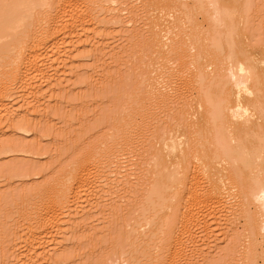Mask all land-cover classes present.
Here are the masks:
<instances>
[{
  "label": "bare ground",
  "instance_id": "bare-ground-1",
  "mask_svg": "<svg viewBox=\"0 0 264 264\" xmlns=\"http://www.w3.org/2000/svg\"><path fill=\"white\" fill-rule=\"evenodd\" d=\"M62 1L0 0V129H2L1 126L3 127V124L10 122L9 119L14 110L13 103H15L13 100L17 97L18 92L24 90V93H28V95H24L29 96L32 94V92L29 94L31 91L30 88L32 84L35 83L36 79H44L46 76L45 73H47L46 71L51 68L49 66H51L50 64L53 62V60L50 62V55L53 53L54 49L57 51L58 48L54 47H57L58 42H61V45L69 52V55L73 52L72 50L76 52L81 50L83 53V50L90 51L88 48L91 49L93 46V40H88V43L84 42L85 44L81 42L82 40L79 38L80 34H78L80 31L79 28L84 29L85 20L87 18L92 19V15L94 16L93 21L95 22L96 20L99 22L100 17L97 15L103 10L99 11V9L96 8L99 13L96 15L98 18H95L94 10L96 11V9H94L95 6L92 7V5H95L94 2H90L92 0H88L89 3L92 4H89L91 7L85 6L84 9L83 6L84 10L80 3L81 0ZM173 1L175 3L184 1L180 6L174 3V6L172 5V0H170L172 6H178L179 9L181 8V11L179 10L180 12L177 11L178 9L174 10V12L177 11L175 12V15H177V17L175 16L176 18L174 17V13H172L173 18L177 19L171 22L169 27L172 28L173 32L165 37H160L161 34L159 31L154 32V37H152L153 43H151L148 50L156 55L165 53V59L167 61H176L177 64L180 62V65L178 64L180 72L182 70L184 71V69L189 72L190 76L186 77L187 80H189L193 86H197L196 88L193 87L194 89L192 88V91L198 90L200 93L203 92V94L199 97L190 98L191 101L187 99L188 101L186 102L185 99L187 97L189 98L188 95L192 94V92L188 90L187 93L189 94L185 97L184 95L187 93L183 88L186 94L180 91L175 98H173L174 96L169 98L166 96V93L169 94L173 92L170 89L172 88L173 81H175H171L172 76L166 73V75L160 77V79H154L155 77L151 78V76L150 79H147L150 81V84L154 82L152 81L153 79L156 82V86H154V82V85L152 86V83L150 85L151 88H149L151 100L154 103L157 102L156 100H160L162 104L161 107L163 108L165 106V108H163L164 112L166 108L168 111L169 106H175V103L177 105L178 103L182 104V106L180 104L178 105L180 108L178 107L179 110H177L181 116L176 121L177 131L170 134L168 140L159 142V140L156 139L150 146V149H153L152 152L154 150L158 152L156 153L154 151L155 154L152 155L148 161L149 169H146L143 176L144 180L146 178V180L151 181L149 182L151 185L149 184L150 187L147 192V197H142L145 199V205H140L143 208L140 209L141 212L137 214L140 215V217L137 216V219L140 218L139 220H142V223L140 221L136 222L138 223V227L136 224L137 228L132 225L134 228H131V231L129 230V233H131L130 235L128 234V236L131 237L133 233H137L135 234V236H137L133 237V234V238L131 237V239H129L128 237L129 240L127 243L121 247L114 246V248H112L114 251L111 250V257L113 254L115 255L116 264H177V262L182 264L180 260H183L182 257L189 254L185 253L189 250L188 248L191 247H188L187 243V247H185V236H189L192 239V231L196 230L193 226H196L195 224H197L198 221L202 223L203 219H200L201 214V217L205 218L206 211H211V213L220 212L218 211L220 208L216 209V205H221L224 194L228 192L227 190H230V192L239 196V204L234 203L233 205L231 204V206H239H235V209L232 207L229 208H232L233 211H231L234 214L238 213V211L239 213L242 212L240 216L237 214L238 217L234 214L233 216L237 217L235 218L236 220H244V223L234 220L243 224L244 228L242 227L239 231L238 224L234 225L233 221V228L232 224L229 226V221L227 222L228 228L225 227L224 229L226 230L232 227L230 230L233 233L230 232L232 234L229 235H232V239L235 241L231 245L232 247H226V251L229 252V254H227L226 251H224V253L227 254L226 257H234L236 263L232 261L233 259L231 257V262H234V264H258L259 258L260 260L262 259L261 264H264V251L261 249L262 246L259 248L262 251L258 249L261 242L264 244V35L261 43L260 41L256 43L257 39H260V37L258 35L256 36V34H258L256 33L257 31L255 33L252 32V26L256 24L255 19H253L255 23H251L253 13L257 12L256 8L259 7V10L261 9L259 13L257 12L259 16L262 13L264 14V0ZM84 2L83 0V3ZM96 2L98 1L96 0ZM99 2L104 5L114 6L119 1L99 0ZM163 3L165 4L164 0L156 1L157 5L154 9L155 12L158 10V12H160L161 7L165 6ZM117 8H119V6ZM110 10L112 12L114 9ZM110 10L108 11L109 13H111ZM115 12L116 10L113 14H116ZM66 16L68 19H66ZM200 16H210L211 18L208 20L207 24H201L199 22ZM161 17H164V15ZM255 17L257 20L256 13ZM111 19L114 20V18ZM258 19H263V17H258ZM101 20H105V18ZM259 21L264 22V19ZM260 22L257 23L260 24ZM102 23L104 24L105 22ZM241 24H243V27ZM205 30L206 33L209 34L208 37L203 33ZM82 31L84 30L81 29L80 32ZM243 31H247L248 34H251V37L255 34L256 37L250 38L252 41H249V38L243 39ZM77 34L78 36L75 38L74 36ZM262 34L260 35L259 33L260 36H262ZM60 35H62L61 38ZM240 35L242 36V40H240ZM72 38L79 39L73 42V49L72 47L69 49L68 47L73 41ZM254 39L255 41H253ZM171 40L172 43L169 45L168 41ZM146 50L147 49L143 48L138 52L143 55ZM51 51L52 53L50 54ZM96 52L97 50L95 54ZM127 55L128 54H126V56ZM84 56H86V54ZM47 58L50 59V61ZM71 59L72 55L65 59L66 65ZM48 61L50 62L49 66ZM167 61L164 67L166 69L170 66ZM167 64L169 66H167ZM189 66H193L194 71H189ZM30 69H33L34 73H37V75L40 74L41 76L38 78L35 76L36 78L33 80L34 78L32 77L34 76L30 77L33 71L29 74ZM152 72L154 71L151 70L148 74ZM179 74H181V77H184L182 76L184 72ZM59 75L56 74L55 76ZM56 79L58 80V78ZM189 81L186 82V87H189ZM60 84L59 87L61 88L63 85ZM33 86L35 88V85ZM191 96H193V94ZM29 101L28 105H31ZM194 105L196 110H194ZM167 117H169L168 114ZM19 125L17 127L19 132L28 133L29 129L27 130L26 126L22 124ZM142 130L150 132V129L145 124L142 126ZM128 133L126 134V138L133 136L131 135V131ZM146 138H148V135L147 137H143L141 141L139 140L141 144ZM136 140L138 142V139ZM110 141L107 143L103 142V146L98 144L100 147H104L102 152H99L98 149L96 150L99 152L101 158H98V154L94 155L95 160L93 162L92 156L80 158L76 160L70 168L52 181L46 189V196L40 201L39 210L33 216L34 220L32 224L26 230L27 233L25 237L20 240L24 245L22 250L25 248L23 254L20 258L13 257V259L11 256V260L8 258L9 261L7 264H28L31 261L30 257L36 258L37 256H41L42 258L43 255L46 257L45 247L42 246H46L48 243L55 244L57 243V239H50L51 242L47 239L48 243L43 244L44 239H46L44 235H47L48 229L52 228L49 232L51 234L55 224L57 227H59V223L61 222L65 224L61 219L63 216L66 217L67 215L64 211L73 207L72 204L74 199L76 200L74 203L79 206L77 207L75 205L76 207L74 206V208H71L68 211V215L70 216L67 218H70L73 224L75 223L74 225L79 222L80 217L87 211V207L86 210L84 207H82L81 210L78 208H81L84 203H86V205L91 203L89 202L90 200L86 199L89 202L87 203L85 198L82 199V197H86L90 193L92 185L93 187L94 185L97 187L100 182V180H98V183L96 182L97 184H95V181L93 184L90 182L92 180H90V170L91 168L93 170L94 167H97L95 165H97V162L101 161L102 158L109 160L110 157L106 154L110 149V143H112ZM1 142L5 143L4 139ZM1 145L0 155L19 152L17 144H12L8 141L5 145H3V143ZM100 147L97 146L96 148L100 150ZM142 149L148 150L149 147ZM20 151L23 152V150ZM24 152L29 153L25 150ZM27 165L26 163L21 168H15L18 169V171H16L17 173L14 174L15 178L18 180L15 179L18 182L16 183L22 188L27 185L30 179L29 173L27 174L25 172ZM19 168L21 170H19ZM122 181L118 182L120 183ZM107 182V186L112 187L108 180ZM115 183L117 184V182ZM129 186V183L126 182L121 189L124 190V188L126 189ZM125 191L126 190H124V192ZM180 192L181 194H179ZM144 195H146V193H144ZM227 196H229V194ZM81 200L85 201L82 205H80L82 202ZM91 204H89V206H91ZM222 205L226 206V204L223 203ZM119 206L122 208L123 204L120 203ZM250 206L253 207L251 211L249 209ZM236 207L242 210L237 211ZM226 208L228 207L226 206ZM229 208L227 211L230 212ZM72 209L75 211L74 214ZM203 211H205V213H203ZM65 212H67V210ZM115 212L119 214L120 211L117 209ZM232 212H230V214ZM209 213L206 214L210 216ZM213 217L212 219L215 218ZM70 219H68L69 222H71ZM204 220H206V224L209 219L205 218ZM211 220H209L210 223L218 220L220 226L221 220L217 218ZM218 223L216 224L215 222V224H213L217 226ZM72 225V228L75 227ZM203 226L204 225L196 227L200 229L199 227ZM205 227H203L202 230H205ZM213 227L215 228V226ZM220 227L222 232L224 229H222V225ZM192 228L195 229L192 230ZM211 229L212 228L206 230L210 231ZM35 231L39 233L35 235ZM209 231H206V235L212 234L211 232L213 231L208 233ZM229 235L225 236L227 237ZM211 236L213 237V235H210L209 238ZM17 243V240H12L9 245ZM1 246L0 241V250ZM158 247L160 249L156 251ZM11 252L12 249L8 251V254ZM58 252H54L57 254V257H64V254L61 255L60 253L58 254ZM55 254L52 252V255L55 256ZM1 257L2 253L0 252V258ZM111 257H109L110 261L114 262V256L112 257L113 259H111ZM41 258L39 260H42ZM185 258L187 260V256H185ZM43 260L45 261V258H43ZM227 260H229V262ZM227 260L226 262L230 263V259L227 258ZM34 261H36V259Z\"/></svg>",
  "mask_w": 264,
  "mask_h": 264
},
{
  "label": "rangeland",
  "instance_id": "rangeland-1",
  "mask_svg": "<svg viewBox=\"0 0 264 264\" xmlns=\"http://www.w3.org/2000/svg\"><path fill=\"white\" fill-rule=\"evenodd\" d=\"M81 1L82 9L83 6L85 9V6L89 7L92 5L89 3L90 0H84L88 2H86V4L85 2L83 3V0ZM97 1L98 2L92 0L90 2H94L95 5H92V7L95 6L94 9L97 8L99 11L103 10L97 15L99 11L96 9V12L93 9L95 12L94 15L100 17L101 23L96 20L94 22V16L92 15V19L87 18L88 20H85L84 29L81 28L84 31L80 32L81 29L79 28L80 31L78 33L83 43H88V40H93L92 48H88L90 51L83 50L82 53L81 50H79V52L72 50L73 52L69 55V52L61 45V42H58L57 47H54L58 48L57 51L53 48V53L52 51L50 52V54L52 53L50 55L51 61L47 58L50 62L53 60L51 64L48 61V66L49 64L51 65L49 66L51 67V70L49 69L50 72L49 70L46 71V76L44 77L42 75L44 77L43 79L38 78L41 75H37V73H34L33 69H30L29 74H31V71H33V74H36H31L30 77L34 76L32 77L34 78L33 80H35L36 77L38 78L35 83L33 82L34 84H32L30 88L31 91L29 94L31 92L32 94H30L29 97L25 96L26 94L28 95V93H24V90L18 92L17 97H14L15 99L13 100L15 103H13L14 110L9 119L10 122L3 124V127L1 126L0 145L2 143L5 145V143L9 141V143L18 145L19 152L0 155V241L2 245L0 250L2 253L0 264H7L9 259L11 260V256L12 258H20L23 254L25 248L22 250L24 245L20 240L25 237L27 233L26 230L32 224L34 220L33 216L39 210L40 201L46 196V189L52 181L70 168V166L80 158L92 156L93 162L95 160L94 155H99V152H102V149H104L102 144L110 140V142H112H109L110 145L108 144L110 149L107 154L103 153L110 157L109 160L102 158V160L98 161L97 165H95L97 167H94L93 170L91 168L90 170V180L92 179L90 182L93 184L95 181V184H97L99 182L98 180H100L99 186L96 187L94 185L93 187L92 185L90 193L86 197H82V199L85 198V200H90L89 202L92 204L87 200L86 202L91 204V206H89V204L86 205V203H84L85 201H80V205L84 204L78 209L81 210L82 207H84L86 210L87 207V211L80 217L79 222L74 225L75 223L73 224L72 220L67 218L70 216L68 215V211L76 205L74 203L76 200L73 198V207L69 210L66 209L67 212H65V210L64 213H67V215L66 217L63 216L64 219H61L65 224H62V222L59 223V227L61 228L57 227L55 224V227L58 229L54 227L51 234L49 232L52 228L48 229L47 235L49 236L44 235L46 239H44L43 244L48 243L47 239L50 242L53 238L57 239V243L55 244L48 243L46 246H42L45 247V255L47 258L44 255L42 258L36 255V258L30 257V262L32 263L33 261L34 264H116L115 255L113 254L114 257L112 256L114 259L111 257L112 248H114V246L121 247L125 245L133 234V237H136L137 235L135 236V234L137 233H133L131 237H129L128 234L130 235L131 233H129V230L131 231V228L138 227V223L136 222L140 221L142 223V220H139L140 215L137 214L141 212L140 209L145 205V199L143 198L147 197V192L150 187L149 182H151L146 180V178L144 180L143 176L149 166V159L156 152L155 150V152H152L153 149H150V146L156 139H158L159 142L168 140L169 135L177 131L176 121L181 116L177 111L180 108V106H178L180 103H178V105L175 103V106H171L172 108L169 106L168 111L166 108L165 112L163 109L165 106L163 105L164 107H161L162 104L160 100H156L157 102L155 101L156 103H154L151 100V94H149L150 85L152 83V86L154 85V79H160V77L168 73L172 76L171 81H175H173L172 88L170 89L173 92L169 93V90V94L166 93L167 97L171 98L174 96L173 98H175L178 92L183 91L184 94H186L189 90L192 92L193 96L189 93L184 95L186 97L189 94V98L187 97L185 99L187 102L190 98L199 97L203 94V92L200 93L198 90L192 91V88L195 86L187 80L186 77H189L190 74L185 71V69L181 71L182 73L184 72V74H182L184 77H181V74H179L181 73L179 70L180 62L177 61L178 65L176 61H167L165 59V53L156 55L148 50L151 43H153L152 37H154V32L159 31L161 34L160 37H165L173 32L172 28L169 27L171 22L177 19L173 18L172 13H174V17H177L175 12L181 9H179L178 6H174L175 4L180 6L184 1H176L177 3H175L172 0V4L170 0H164L165 4H163L165 6L161 7L160 10L162 13L158 12L159 10L156 12L154 10L157 5V0H118L119 2L114 6L104 5L99 2V0ZM118 6L119 8H117ZM110 9L114 10L111 12ZM176 9L178 10L174 12ZM109 10L111 13L108 12ZM115 10L116 14H113ZM256 10L259 13L261 9L259 10L258 7ZM257 12H254V16L252 15L251 18L252 24L256 21V26L254 24L252 26V32L255 33L257 31L256 33L258 34H256V36L258 35L260 39L256 38V43H258V41L261 43L264 35V22H260L259 20L264 19V14L262 13L263 15L261 14L262 16H259ZM255 13L258 21L256 20ZM108 15L109 18H114V20L111 18L109 19ZM159 15H164V17ZM97 16L95 18H98ZM68 17L66 19H68ZM258 17H263V19H258ZM103 18H105V20H101ZM210 18V16H200L199 22L201 24H207ZM253 19H255V21H253ZM102 22L105 23L103 24ZM257 22H260V24ZM241 26L243 27V24H241ZM249 32L252 33L251 31ZM203 33L207 37L209 36L206 30L203 31ZM259 33L260 35L262 34V36H260ZM78 34L74 37L77 38ZM242 35H244L243 39L249 38V41H252V37H256L255 34L251 37V34H248L247 31H243ZM61 37L62 35H60V38ZM239 37L241 38L240 40H242V36L240 35ZM72 39L73 41L70 43L69 49H71V47L73 49V42L78 40ZM253 41H255V39ZM171 43L172 40L168 41L169 45H171ZM143 48L147 50L141 55L138 51H141ZM94 49L97 50L96 54V50ZM89 52L90 55L92 54L91 57ZM84 53L87 58L84 56ZM126 54L128 55L126 56ZM71 55L72 59L68 61L66 65L65 59ZM166 61L170 65L167 64V66H169L167 69L164 68ZM190 67L191 66L188 67V70L194 71V67L192 66L191 69ZM151 70L154 72L148 74ZM56 74L60 75L55 76ZM150 76L151 78L155 77L152 80L154 82L151 84L150 81L147 80L150 79ZM56 78H58V80ZM186 80L189 81V87H186ZM58 83L63 86L60 88ZM33 85H35V88ZM154 86H156V82ZM28 101L32 106L28 105ZM180 105L182 106V104ZM194 110H196V108ZM166 113L169 117H167ZM19 124L26 126L27 130L29 129L28 133L19 132L17 130ZM144 124L148 126L150 132L142 130ZM128 130L131 131V135L133 136L126 138V134L129 132ZM147 135L148 138L141 144V139L147 137ZM2 138L5 143L1 142L3 140ZM135 138L138 139V142ZM98 144L102 146L100 147ZM96 145L100 147L101 151L99 148H96ZM1 147L2 145L0 148ZM148 147V150L142 149ZM97 149L99 152L96 151ZM20 150H23V152ZM24 150L29 153H25ZM99 157L100 155L98 158ZM26 163L29 166L27 165L25 172L27 174L29 173L31 180L29 179V184L27 183V185L22 188L17 184L18 180L15 178L14 174L18 171V169L15 168H21ZM20 168L19 170H21ZM107 180L113 188L107 186ZM118 181L122 182L119 183ZM115 182H117V184ZM126 182H128L130 186L126 189L124 188V190H126L124 192L121 188H123L122 186L125 185ZM227 191L226 193H228L229 196L225 193L223 196L224 201L222 200L221 205H216V209L220 208L218 210L220 212L211 213V211H206L207 214L210 212L209 216L203 211L206 219L211 220L214 215L215 218L213 217L214 219L212 220L216 218L221 220L220 226L222 225V229L225 227L228 228V225L230 226V224L236 220L235 218L242 213H239L238 210L241 211L242 209H238V207H236L238 213L235 212L236 214H234L232 212V208L235 209V206L239 205H234L233 207L231 204H239V196L230 192V190ZM144 193H146V195H144ZM179 194H181V192ZM120 203L123 204L122 208L120 207L122 205L119 206ZM222 203L226 204L228 208L232 207L229 208L230 212H232L231 214L227 211L228 208L222 205ZM76 206L78 207L79 205ZM117 209L120 211L119 214L115 212ZM221 209L222 211L224 209V211L222 212ZM249 209L251 211L253 207L250 206ZM72 211L74 210L72 209ZM74 213L75 211L73 214ZM233 214L236 216L238 214V216H233ZM201 215L200 219L204 220L205 218L201 217ZM137 216H139V219H137ZM68 219H70L72 223L69 222ZM203 220L202 223L198 221L195 225H204L203 227L206 226V229H212L210 231L206 229L202 230L203 227L197 229L198 227L193 226L196 230L192 231V239L189 236H185V247L191 246L188 248L189 250L187 249L189 252L185 251V254L189 253L185 255L187 256V260L185 256H183V260L181 259L180 263L207 264L210 262L209 264H234V257L231 256L233 260L231 257H226V255L229 254V252L226 251V247H232L231 245L235 241L232 239V235H229L233 233L230 229H232L233 224H238V229L240 231L243 227V224L240 223H244V220L237 219L240 223L236 222V220L230 229H224L222 232L218 220H215L216 224L218 223L217 226L214 225L215 222L211 220L215 228L211 225L209 220H207V222L210 225L207 222L205 224L206 220ZM228 221L229 223L227 225ZM72 224L75 227L72 228ZM132 225H134V227H132ZM195 228H192V230ZM206 231H209L208 233L211 231L213 232H211L212 234H207V236ZM38 233V231L34 232L35 235ZM210 235H213V237L211 236L209 238ZM225 235L229 236L226 237ZM12 240H17L18 243L9 245ZM186 243L188 244L187 246ZM260 247L264 251L263 242H261L258 249ZM10 249H12V252L8 254ZM159 249L158 247L156 251ZM262 250L259 249V251ZM224 251H226L227 254H225ZM52 252L53 254L56 252L61 255L64 254V257H57V254L54 256ZM39 257L42 260H39ZM109 257H111L114 262L110 261ZM43 258H45V261ZM227 258L230 259V263H228L229 260H227ZM33 259H36V261ZM226 260L228 262H226ZM231 260L234 262H231ZM261 260L260 258L258 259V264H261ZM30 262L28 264H31ZM177 264H179V262H177Z\"/></svg>",
  "mask_w": 264,
  "mask_h": 264
}]
</instances>
